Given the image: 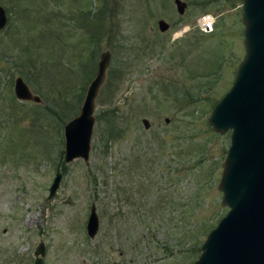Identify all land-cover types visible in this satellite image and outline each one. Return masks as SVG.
I'll use <instances>...</instances> for the list:
<instances>
[{"label":"rangeland","instance_id":"rangeland-1","mask_svg":"<svg viewBox=\"0 0 264 264\" xmlns=\"http://www.w3.org/2000/svg\"><path fill=\"white\" fill-rule=\"evenodd\" d=\"M181 1L187 7L179 15L173 0H0L7 16L0 29V264H32L40 241L42 264H191L197 258L193 244L199 247L227 210L220 205L217 185L229 134L212 132L207 118L212 102L229 88L243 55V25L240 0H205V7L201 0ZM104 6L111 17L86 80L70 72L79 71L78 56L90 61L91 46L81 51L77 39L87 34L81 11L95 13ZM206 14L213 18L212 30L202 32L197 21ZM159 19L167 24L161 34ZM191 29L190 36L198 33L202 40L189 43ZM105 50L110 58L94 100L88 161L65 164L60 155L63 124L59 129L54 121H43L39 129L34 118L44 113V94L53 95L52 89L66 84L68 98L81 92L71 116L76 115L98 54ZM212 68L217 74L202 77ZM109 73L118 77L114 83ZM24 74L40 102L14 97V79ZM200 83L203 87L196 86ZM167 86L182 95V103L164 97ZM195 94L199 99L185 102ZM106 113L115 116L120 132L103 146L104 127L95 117ZM192 142L204 148L201 154L189 147L182 159L170 155L171 145ZM138 151L150 155L145 157L150 160L147 173L141 175L147 191L132 187L135 204H129L110 188L120 180L115 166H125V159ZM92 170L98 176L96 185L87 177ZM55 172L61 178L48 198ZM91 203L98 227L89 238L84 226ZM131 208L137 213L131 214Z\"/></svg>","mask_w":264,"mask_h":264},{"label":"water","instance_id":"water-1","mask_svg":"<svg viewBox=\"0 0 264 264\" xmlns=\"http://www.w3.org/2000/svg\"><path fill=\"white\" fill-rule=\"evenodd\" d=\"M173 4L181 14L185 3L173 0ZM6 17L0 6V29L5 26ZM240 21L243 55L229 88L214 103L207 118L212 132L229 134L217 185L220 205L227 210L206 233L191 264H264V0H240ZM156 24L160 32L167 28L161 19ZM109 58L107 50L99 52L77 114L62 125L65 164L74 159L88 161L94 100ZM13 93L18 100H40L31 94L20 76L14 79ZM141 124L148 126L144 118ZM59 179L60 174L55 172L47 189L48 198L55 192ZM97 226L91 203L84 226L86 236L92 238ZM43 254L40 241L34 248L32 264H42Z\"/></svg>","mask_w":264,"mask_h":264},{"label":"trees","instance_id":"trees-1","mask_svg":"<svg viewBox=\"0 0 264 264\" xmlns=\"http://www.w3.org/2000/svg\"><path fill=\"white\" fill-rule=\"evenodd\" d=\"M225 1H227V2L232 4L234 0H225ZM205 2H206L205 0H201L200 3L205 7ZM206 4H208V3L206 2ZM76 7H77V4H76ZM104 9H105V6L103 8L100 7V8H98V12H95V13L93 12V10H91L90 14H87L86 11H81L82 19L84 20L82 24L87 27V34H85L84 37L79 35V37L77 39H79L80 50L81 51L85 50L88 45L91 46V50L89 51V52H91L90 53V61L86 60V62H85V61H83V59L81 57L78 56L76 65L79 68V71L80 70L81 71L79 72V71L72 70V69H70L69 66H68V69H70V72L73 73V74H76L78 72L80 74V76L82 75V78L86 79V80L89 79L87 67H88V65H91L92 69H93V61L94 60L92 61V58L94 59V53H96L95 49L97 47V44H98L99 40L101 39L100 37L102 35L101 33H103V31H104L103 30L104 26H106L107 17L110 16V15H108L105 12L106 10H104ZM93 18H94V20H92ZM201 36L202 35L198 34V33L194 34L193 37L190 36V38H187V41L190 43V41L193 40V38H195V42L200 40V39L202 40ZM114 44H115V47H117L118 43L116 41H115ZM194 46H196V43H195ZM205 50H207V49H205V48L202 49L203 52ZM217 62H218L217 66H219L220 61H217ZM222 62H223V60L221 58V66H222ZM177 65L182 67V59L178 60ZM30 67L33 69V64L30 63ZM48 67H49V65L46 66V68H48ZM63 67H64V69H67L66 66L63 65ZM42 68L44 69L45 66L43 65ZM213 70L215 71V69L212 68L210 72H209V70L205 71V72H202V74H201L202 77L209 78L210 75L217 74V73H211V72H213ZM215 76L217 77L218 75H215ZM192 77H194V76H192ZM23 78H24V80L26 82L29 81V77L26 74L23 75ZM117 78L118 77L110 76V73L108 74V80L111 83L112 82L114 83V81ZM71 84H72V82H71ZM201 84L204 85V83H200L199 85H196V86L201 87L202 86ZM68 85L67 84L63 85L59 89H56V88L52 89V92H54L53 95H50V94L48 95L47 93L44 94V96L42 98L44 100V105H43V107H44L43 108V110H44L43 112L44 113H42V115L40 113V115H37L34 118V120H36L35 121L36 122L35 125L36 126L37 125L40 126V127L37 126L39 129H41L43 121L44 122L45 121H49V123L54 121L56 123V126L58 125V128L60 129L61 125L64 124L65 121H67L70 118H72L71 115H73V113H74V109L76 107V103L77 102L79 103V101H80L81 92H79V94H76V95H74L71 98H68L67 94L69 93V91H68L69 87H66ZM53 86L57 87V85H54V84H53ZM208 87L210 88L211 86H208ZM200 92L202 93V91H200ZM164 97H167L168 99L172 98V101L174 103H178V104L182 103V101H183V100H180L182 98V95L180 93H178L177 91L170 90V88L168 86L166 88V92L164 94ZM197 99H199V95H196V96H193V97L188 96V97H186L185 102L186 103L187 102H191L192 103V101L195 102ZM204 99H207V96L204 97ZM72 101H74V104L72 103ZM215 101L216 100H214L212 102V105L215 103ZM38 113L39 112H37V114ZM95 119H96V122L98 124L101 122L103 127H104L103 132H102V136L104 138L103 146H106V143L109 140L114 139L118 135V133L120 132L119 126H118V121L116 120L115 116H114V118H112L110 116V113H106V115L104 117H102L101 115H98V116L95 117ZM159 139L161 140L162 144H164L163 143L164 141H162V138L159 137ZM175 139L177 140V138H175ZM171 140L172 139H170V141ZM192 143L190 145L185 143L184 144L185 146H181V145L177 146V144L176 145L175 144L171 145L172 150L170 151V155L172 157L175 156L178 159H182V155L184 153L190 152L192 147L195 148L194 150H198L197 152L199 154H201L199 151L201 149L203 150L204 148L201 147V146L198 147L197 143H195V142H192ZM162 144H159V147L162 148L163 151H164V146ZM189 147H191V148H189ZM104 152H105V147L103 149V153ZM197 152H195L194 154H197ZM60 155H61V153H60ZM188 155H190V154H188ZM130 156L133 157V158L132 159H128V160L125 159L127 161L125 166L118 167L119 164H117L115 166L116 170H117V175L120 177V180H119V182L117 184L112 186L110 188V190H111V194H113L115 196L122 195V196H124V201H127L129 204H135V199L133 197V191L134 190H132V187H136L135 191H139L140 189H145L144 192L147 191V188H145L147 184L143 183V179L141 178V175H142L143 172L145 173V175L147 173L146 164H147V162H150V160H147V158H145V157H150V155L147 152L138 151V152L131 153ZM193 158H194V156L191 159H193ZM195 163L197 165L200 164L199 158H197L195 160ZM61 168H62V171L64 172L65 167L63 165H61ZM194 168L198 169V166L197 167L194 166ZM111 169L115 170L114 168H111ZM55 170H57V169H55ZM201 173L202 174L204 173V170H203L202 167H201ZM88 176L90 177L89 182H92L93 184L96 185L97 184V182H96V176L97 175L94 174L93 170L90 171V173L87 175V177ZM130 180L133 181V183L135 185L130 184ZM125 185H128L129 188H128V186L126 187ZM127 190H129V191H127ZM177 200H179V199H177ZM165 201L169 202L170 199L165 200ZM192 201H193V196H192L190 202L187 203L188 207H189V205L191 204ZM195 208L196 207H192V209H195ZM136 211H137L136 208H131V210H130L131 214H136L137 213ZM191 249H192V252L194 254L196 253L198 255L199 252H200L199 247H197V245H195V244H193V247Z\"/></svg>","mask_w":264,"mask_h":264},{"label":"built area","instance_id":"built-area-1","mask_svg":"<svg viewBox=\"0 0 264 264\" xmlns=\"http://www.w3.org/2000/svg\"><path fill=\"white\" fill-rule=\"evenodd\" d=\"M213 18L206 14L201 16L197 21V27L202 32H208L212 30Z\"/></svg>","mask_w":264,"mask_h":264},{"label":"flooded vegetation","instance_id":"flooded-vegetation-1","mask_svg":"<svg viewBox=\"0 0 264 264\" xmlns=\"http://www.w3.org/2000/svg\"><path fill=\"white\" fill-rule=\"evenodd\" d=\"M186 7H187V3L185 2V8L184 9H186ZM6 12V11H5ZM183 12H184V10H183ZM182 12V13H183ZM181 13V14H182ZM181 14H179V15H181ZM157 23V22H156ZM156 28H157V30H158V27H157V24H156ZM186 27L185 28H182L181 30H180V32L179 33H177V34H173V36H172V39H175L176 37H178V35H181V33H183V32H185L186 31ZM158 32L161 34V33H163V32H160L159 30H158ZM164 32H166V31H164ZM192 34V29L191 30H189L188 32H187V35H188V38H190V35ZM98 58V57H97ZM97 61V60H96ZM21 77V76H20ZM105 78V77H104ZM21 79L23 80V83H25V85L28 87V85H27V82L21 77ZM13 87H14V82H13V84H12V92H13ZM28 89L30 90V88L28 87ZM30 92H31V90H30ZM31 94H34V93H32L31 92ZM13 95H14V93H13ZM38 96V95H37ZM14 97H15V95H14ZM39 97V96H38ZM16 98V97H15ZM17 99V98H16ZM39 99H40V97H39ZM21 101V100H20ZM25 101H28V100H25ZM30 101V100H29ZM32 101V100H31ZM41 101V99L38 101V102H40ZM38 102H35V103H38ZM9 116V115H8ZM61 155H62V150H61ZM87 163V162H86ZM86 163H84V164H86ZM59 173V172H58ZM60 174V173H59ZM60 178H61V174H60ZM60 180V179H59ZM59 182V181H58ZM98 227V226H97ZM113 264V263H112Z\"/></svg>","mask_w":264,"mask_h":264}]
</instances>
